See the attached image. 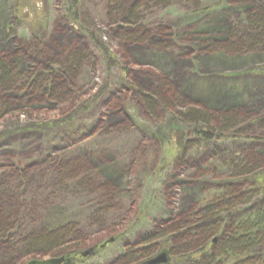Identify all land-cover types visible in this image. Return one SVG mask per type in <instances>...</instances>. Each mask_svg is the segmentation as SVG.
I'll return each instance as SVG.
<instances>
[{
	"label": "rangeland",
	"instance_id": "rangeland-1",
	"mask_svg": "<svg viewBox=\"0 0 264 264\" xmlns=\"http://www.w3.org/2000/svg\"><path fill=\"white\" fill-rule=\"evenodd\" d=\"M69 1L0 0V56L19 71L41 72L47 63L65 62L72 49L85 52L91 61L78 72L72 94L62 100L40 101L29 90L5 94L19 101L20 112L0 121V176L17 178L26 170L30 177L17 208L24 203L31 211V232H42L45 223H54L46 215L60 213L57 226L77 225L86 237L82 255L101 247L84 264H111L126 246L135 249L159 226L208 208L221 191L211 185L229 182L221 169L208 171L206 162H193L190 151L181 157L180 145L194 136L176 118L182 101L188 107L250 115L255 123L248 135H264V55L233 57L209 49L226 43L230 31H244L249 7L234 0H201L202 12L191 11L186 0H174L170 8L146 17L138 33L144 41L136 43L122 40L130 29L110 24L109 0H80L78 11L71 12ZM159 24L162 32L157 33ZM89 35L104 43L114 62L106 63ZM158 81L181 103L152 115L138 90H153ZM231 96L233 100L226 99ZM247 141L220 139L215 146L231 153L264 152V144ZM62 158L82 161L91 169L86 177L113 188L117 203L105 231L91 223L94 209L85 207L90 198L73 203L38 188L44 169ZM166 244L157 242L160 248Z\"/></svg>",
	"mask_w": 264,
	"mask_h": 264
},
{
	"label": "trees",
	"instance_id": "trees-1",
	"mask_svg": "<svg viewBox=\"0 0 264 264\" xmlns=\"http://www.w3.org/2000/svg\"><path fill=\"white\" fill-rule=\"evenodd\" d=\"M79 1H69L70 12L73 9L78 11ZM109 1L107 17L110 24L130 29V34L122 37V40L136 43L144 41L138 33L146 24V17L157 10L170 8L174 0ZM186 1L193 6L191 11L202 12L201 0ZM234 2L249 7L245 13L244 31H230L226 43L212 44L209 49L212 52L222 50L233 57L264 55V0ZM161 25L156 26L159 29L157 33L162 32ZM91 38L96 48L104 54L106 63L114 62L104 43ZM27 48L35 54L43 53L38 47L27 45ZM89 57L81 50L72 49L67 53L65 62L52 61L41 72L24 73L0 56V121L20 112L17 110L19 101L5 96L8 92L29 90L40 101L62 100L64 96L72 94L78 72L91 63ZM167 88L166 84L158 81L153 90H138V98L148 113L154 115L160 107L168 109L181 103L176 96L170 95ZM186 103L182 101L183 109L176 118L181 124L191 127L194 136L184 144L187 149L180 145L183 151L181 157L185 150L190 151L189 157L193 162H206L208 171L222 170L224 175H228L229 182L211 185L219 187L221 191L210 201L208 208L181 217L168 226H159L152 236L142 237L135 249L126 246L122 255L111 264H143L165 251L169 252L171 258L168 264H264V152L243 149L231 153L228 149L215 146L220 139H242L245 143L248 139L247 142L251 144H264V135H248L252 133L251 128L255 123L250 115L228 110L212 111L194 105L188 107L190 104ZM90 172L91 169L82 161L62 158L52 168L44 169L40 185L34 184L46 191L49 197L59 200L60 197H67L75 203L82 196L90 198L85 207L94 209L91 223L105 231L106 218L117 203V197L108 183L86 177ZM29 181L26 170L21 171L17 178L8 174L0 176V264H25L45 257H64V264H84L86 260L79 249L84 246L86 237L77 225L61 223L57 226L60 213L46 215L47 219L49 215L52 216L54 223H45L42 232L30 231L27 225L33 218L31 211L24 203L17 208ZM159 240L162 245L167 242L168 249L165 245L160 248L161 245H157ZM100 250L101 247L94 250L95 255Z\"/></svg>",
	"mask_w": 264,
	"mask_h": 264
},
{
	"label": "water",
	"instance_id": "water-1",
	"mask_svg": "<svg viewBox=\"0 0 264 264\" xmlns=\"http://www.w3.org/2000/svg\"><path fill=\"white\" fill-rule=\"evenodd\" d=\"M113 242H114L113 239L108 241V243H106L102 248H104L107 244H111ZM93 256H94V250H90L87 253L83 254L82 258L86 259L88 257H93ZM170 260L171 258L169 252L165 251L159 254L158 256L154 257L150 261L145 262L143 264H168ZM64 262H65V258L60 257L49 260H33L28 262L27 264H64Z\"/></svg>",
	"mask_w": 264,
	"mask_h": 264
},
{
	"label": "bare ground",
	"instance_id": "bare-ground-1",
	"mask_svg": "<svg viewBox=\"0 0 264 264\" xmlns=\"http://www.w3.org/2000/svg\"><path fill=\"white\" fill-rule=\"evenodd\" d=\"M246 94H249V93H246Z\"/></svg>",
	"mask_w": 264,
	"mask_h": 264
}]
</instances>
